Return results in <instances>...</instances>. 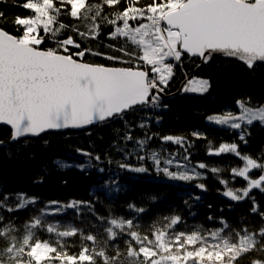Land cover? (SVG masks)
<instances>
[{
  "label": "snow or ice",
  "instance_id": "snow-or-ice-1",
  "mask_svg": "<svg viewBox=\"0 0 264 264\" xmlns=\"http://www.w3.org/2000/svg\"><path fill=\"white\" fill-rule=\"evenodd\" d=\"M122 0H102L99 5L89 3V0H25L22 7L31 10L26 17L17 16L13 21L18 35L11 34L0 26V124L10 126L11 140L15 142L25 136H39L50 130L79 129L94 123H102L113 118H122L124 113L139 106L143 110H156L161 107V94L168 86L173 75L174 64L171 61H180L182 55L198 56L207 63L213 54L219 53L228 57L238 58L249 69L258 63H264V0H150L141 5L140 0H123L122 11L102 15L105 6L114 7ZM61 14L80 21H88L87 31L78 26H68L59 22ZM4 13L0 12V19ZM113 27L107 39L118 37L127 38L134 45L142 47V55L135 51H127L125 47L108 48L122 55H111L91 48L82 47V42L91 37L96 39L100 35L101 24ZM133 26L130 22H137ZM144 21H147L145 23ZM41 30L45 35H41ZM63 31L74 33L57 39ZM48 36L55 43L54 48L41 49L40 45ZM78 37L79 39H77ZM86 54L102 56L107 60L123 64H132L127 67H109L100 64L83 62ZM127 57V59H124ZM143 65L150 66L149 71L140 70ZM192 87L184 91L199 92L203 94L210 84L207 80H193ZM250 101H237L240 115H233L230 111L223 114L207 117L209 123L238 130L237 135L241 142L247 144L246 136L249 133L247 126L254 121H260L264 126V106L249 107ZM158 123V121H157ZM242 124L246 127L242 128ZM140 128L147 127L140 123ZM200 138V134L193 133ZM124 141H133L129 131L123 137ZM153 136L145 135L144 139L133 141L135 150L125 155V159L134 156L137 160L145 159L144 150ZM161 142H172L184 148L182 161H177L175 154L161 158L158 152L148 155L158 173H163L167 179L192 181L202 178L199 169H206L205 163L189 166L188 149L184 147L190 142L181 137L171 135L161 137ZM78 154L87 157L83 164L66 165L55 161L58 167H78L85 171L93 167L91 161H100V156H93L84 150L78 149ZM208 155L220 156L233 154L242 161V167L231 168L233 177H240L246 182L243 189L228 187V181L220 180L226 189L223 195L231 201H243L249 198L253 189L264 193V163L250 155L241 154L236 143H222ZM110 162V161H109ZM163 164V166H161ZM118 167L127 171L145 172L146 168L132 167L127 163H120ZM175 168L176 171L170 169ZM217 173L218 169H209ZM252 170H260L258 178H251ZM104 173V168H96ZM97 191L106 195L119 193L121 188L112 177L109 181H98ZM204 189L203 184H196ZM14 199L15 207H6L5 211L25 210L28 205H36L37 200L27 198L25 194L18 193L13 197L5 196V200ZM198 200L199 197H194ZM252 199V213L258 208ZM187 203V201H185ZM91 208V204L83 205ZM0 204V208H4ZM70 207L80 215L79 202H71L67 206L57 202L46 204L37 212L32 223H26L24 228L35 229L41 227L51 237L57 239H33L34 232L29 230L22 240L17 241L11 233L15 231L11 222L4 225V218L0 216V229L3 235L10 236L11 244L3 250L8 256V264H95L94 255L104 258L108 264L105 252L96 253L95 248L82 246L77 255H69L60 238L77 236L76 227L69 224L66 229L58 230L56 226L61 221L54 220L44 227L42 219L62 216L65 208ZM210 207V206H209ZM129 210L143 213V207L136 208L129 205ZM264 217V212L260 213ZM98 219H101L98 217ZM211 220L212 217L209 216ZM163 228H156L148 234L141 235L134 229L133 219H116L109 221L110 227L106 230L112 240L117 238L119 229L127 239V256L138 258L142 256L139 264H227L234 262L244 253L255 250L258 243L257 235L264 237V228L258 233L238 236V243L230 242L228 237L222 236V228L211 230L205 234L193 230L190 234L182 230H175L181 223L179 215L166 218ZM55 225V226H54ZM138 226V222L137 225ZM95 244V237L91 234L83 236ZM138 245V251L132 247ZM191 246L192 250H189ZM260 251H264L262 246ZM119 249L112 258L113 264H120ZM0 264H5L3 255H0ZM253 264H264L253 261Z\"/></svg>",
  "mask_w": 264,
  "mask_h": 264
},
{
  "label": "trees",
  "instance_id": "trees-1",
  "mask_svg": "<svg viewBox=\"0 0 264 264\" xmlns=\"http://www.w3.org/2000/svg\"><path fill=\"white\" fill-rule=\"evenodd\" d=\"M150 0H140V4H146ZM25 0H0V12L4 17L0 19V26L11 34L18 35L12 21L17 17H26L31 14V10L22 7ZM89 3L99 5L102 0H89ZM121 4L114 7L105 6L102 15H108L117 11H122ZM59 22L68 26H78L82 31H87L88 21L75 20L66 14H61ZM100 35L96 39L89 37L82 42V47H89L93 51H100L111 55H122L108 48L111 44L114 47H125L127 51H135L136 55H142V49L134 45L127 38L118 37L114 40L107 39L108 34L113 31L112 26H108L103 21ZM74 33L63 31L60 37L63 38ZM41 35H45L41 30ZM79 39L78 37H76ZM55 43L45 36V42L40 45L41 49L54 48ZM83 61L93 64H105L108 66L127 67L132 64H123L116 61L107 60L102 56L86 54ZM137 62V61H136ZM140 69L150 71V66L141 65ZM192 76H199L209 81L210 87L206 94L196 95L184 91L187 80ZM166 99L161 102V107L156 110H143L136 108L128 113L122 120L105 124L100 128H95L89 132L47 133L36 139H25L17 144H11L12 131L5 125H0V216L4 218V225L11 222L15 231L11 233L17 241L22 240L27 231L34 232L33 239L54 240L44 232L41 227L26 229V223H32L37 215L36 211L46 204L57 202L67 206L71 202H79L80 215H76V210L70 207L65 208L62 216L47 217L42 219V225L48 226L54 220L61 221L56 226L58 230H64L69 224L80 230L77 236L60 238L69 255H77L82 246L95 248L96 253L101 250L108 258V264H113L112 258L116 256L117 247L119 249L120 264H139L142 256L138 258L127 256V237L119 229L113 228L117 232V238L112 240L107 228L109 221L116 219H129L126 208L134 205L136 208L143 207V213L131 211L133 215L134 229L141 235L148 234L156 228H163L169 214H182L184 222L175 226V230H182L191 233L193 230L205 234L211 230L222 228L221 221L224 222L222 236L228 237L230 242L238 243V236L258 233L264 228V217L260 213L264 212V193L253 189L249 193V198L243 201H231L222 193L226 189L220 180L228 181V187L243 189L246 182L243 178L236 177L239 182L235 185L231 175L232 167H242V161L233 154H222L218 166L221 175L213 176L212 173L203 175L196 184H203L204 189H199L196 185L182 187V183H166L159 180H149L143 177V173L127 171L118 167L120 163L130 165L142 164L146 166V161L137 160L130 156L125 159V155L132 152L135 140L144 139L145 135L153 136L150 143L156 149L184 156V148L172 142H161V137L171 135L181 137L190 142L184 147L188 149L190 161L200 163L202 161L211 163L207 153L208 146L222 143H236L241 154L250 155L264 163V126L261 123H253L246 127L249 135L246 136L247 144L241 142L237 131L226 127L208 124L206 118L209 115L223 114L230 111L232 114L239 112L237 101H250L251 107L264 104V64H258L253 69L246 65L220 56H215L208 64L201 65L198 58L184 54L180 63L174 64L173 75L165 89ZM176 115V118L174 117ZM158 121V123H157ZM144 123L147 127L140 128L138 125ZM243 127V128H244ZM131 132L133 141L125 142L123 137ZM193 133L200 134L197 138ZM215 145L213 148H215ZM154 148V147H153ZM78 149L99 155L100 161L92 160L93 167L81 171L78 167H58L55 161L57 158H72L76 165L83 164L87 157L79 155ZM110 161V162H109ZM104 168V173H99L96 168ZM210 169V168H209ZM207 169V170H209ZM139 174L142 176H136ZM260 170H252L251 178H258ZM109 177L121 187L119 193L106 195L97 191L98 181H109ZM144 179H147L145 181ZM240 186L239 188H236ZM18 193H23L27 198H35L36 205H28L25 210L8 213L6 207H15L14 199L5 200V196L13 197ZM194 197H199L198 200ZM255 199L258 208L257 213H252V199ZM187 201V203H185ZM91 204V208L83 205ZM128 206V207H127ZM210 206V207H209ZM209 216L212 219H209ZM101 218V219H98ZM138 222V226L137 225ZM195 224V226H194ZM55 226V225H54ZM2 233V229H0ZM83 236L93 235V242L82 240ZM258 243L255 250L242 254L234 264H253V261L264 262V251L259 249L264 246V237L257 235ZM11 244L10 236L0 234V255H3L5 264H8V256L3 250ZM134 244V243H133ZM138 251V249H136ZM191 249V246L189 247ZM95 264H104V258L94 255ZM87 264V262H85ZM218 264V262H217ZM227 264V256L225 257Z\"/></svg>",
  "mask_w": 264,
  "mask_h": 264
},
{
  "label": "bare ground",
  "instance_id": "bare-ground-1",
  "mask_svg": "<svg viewBox=\"0 0 264 264\" xmlns=\"http://www.w3.org/2000/svg\"><path fill=\"white\" fill-rule=\"evenodd\" d=\"M188 55V54H187ZM215 57V56H214ZM220 57H222V56H220ZM193 58H197V57H193ZM223 58H225V57H223ZM199 59V58H198ZM227 59H229V58H227ZM233 60H236V61H238V62H240V63H242V64H244L242 61H240L239 59H236V58H232ZM200 60V59H199ZM212 60V59H211ZM201 61V60H200ZM83 62H85V61H83ZM86 63H88V62H86ZM202 63V62H201ZM178 64V63H177ZM205 64H208V63H205ZM101 65V64H100ZM103 65H105V64H103ZM204 65V64H203ZM245 65V64H244ZM105 66H108V65H105ZM109 67H118V66H109ZM145 71H147V70H145ZM150 74V73H149ZM150 76H151V74H150ZM264 105V104H263ZM263 105H261V106H263ZM249 106V105H248ZM259 106V105H258ZM257 106V107H258ZM251 107V106H250ZM134 110V109H133ZM133 110H130L128 113H130L131 111H133ZM127 112L126 113H124V115H123V117L122 118H113V119H111V120H108V121H105V122H102V123H94L93 125H90V126H88L89 128H86V129H84L86 132H89L90 130H92V129H95L96 127L97 128H100V127H102V126H104L105 124H108V123H112V122H114V121H117V120H122L127 114H128ZM175 118H176V115L174 116ZM257 123H261V122H257ZM72 132H77V133H79V132H81V131H72ZM151 141H149L148 142V144H147V146L145 147V150H144V155H145V161H146V166L148 167V169H147V171L146 172H142L143 173V177H146L147 179H149V180H158V178H163L164 177V175L162 174V173H158L156 170H155V167H154V165H153V163H152V161L150 160V159H148L147 157H148V155H150L151 154V152H153V151H155V152H158L159 154H160V156H161V158L163 159V158H165V157H168L171 153H169V152H165V151H161V150H159V149H156L155 148V146L153 145V143L151 144L150 143ZM220 144H222V142L221 141H219L218 143H216L215 145H217L215 148H217ZM214 145V146H215ZM214 146H208L207 147V152L211 149V150H214L215 148H213ZM134 147L136 148V145L134 144ZM154 147V148H153ZM135 150V149H134ZM133 158H134V156H132ZM220 157H221V155L220 156H215V155H210V159L213 161V166L215 167V166H218V162L220 161ZM222 158V157H221ZM74 160V159H73ZM143 160V161H144ZM208 163H206V162H204V161H202V163H205L207 166H208V168H206V169H199L198 168V171H200L201 173H203V175H206V174H210V173H212L213 174V176H215V177H218L217 175H221V172L219 171V172H217V173H213V172H211L210 170H207V169H209V168H211L210 167V165H211V163H209V161H207ZM201 163V162H200ZM198 164V163H197ZM132 167H141V166H143L142 164H134V165H131ZM136 176H141V175H139V174H135V177ZM140 178H142V176L140 177ZM147 179H144L145 181H147ZM159 181H164V180H159ZM164 182H166V183H174V184H179V182H173V181H171L170 179H167L166 181H164ZM234 183H235V185L239 182V180L235 177L234 178V181H233ZM98 186H99V184H98ZM240 186H238V187H236V188H239ZM121 188V187H120ZM128 207V206H127ZM126 212L128 213V215H129V218H132L133 217V215L131 214V211L129 210V207L128 208H126ZM176 215H179L180 217H181V223L182 222H184V220H185V217H184V215H182V214H169L168 215V218H170V217H173V216H176ZM134 218V217H133ZM166 223H167V221H166ZM180 223V224H181ZM179 225V224H178ZM194 226H195V224H194ZM132 247L134 248V249H138V245H136L135 243L132 245Z\"/></svg>",
  "mask_w": 264,
  "mask_h": 264
},
{
  "label": "rangeland",
  "instance_id": "rangeland-1",
  "mask_svg": "<svg viewBox=\"0 0 264 264\" xmlns=\"http://www.w3.org/2000/svg\"><path fill=\"white\" fill-rule=\"evenodd\" d=\"M145 23H147V21H144ZM133 26H136L138 23H140L139 21H137V22H130ZM43 32V31H42ZM138 47H140L141 49H142V47L141 46H138ZM182 57H183V55H182ZM124 59H127V57H124ZM169 62H172L173 64H177V63H180V61H169ZM136 63H139L140 65H143V63L141 62V61H137ZM146 66V65H145ZM147 67H149V66H147ZM193 80H197V81H199V80H207V79H205V78H202V77H199V76H192L191 78H189L188 80H187V84H186V86L184 87V89L186 88V87H192V86H195V85H192L191 84V81H193ZM208 81V80H207ZM209 82V81H208ZM209 89V88H208ZM208 91V90H207ZM206 91V92H207ZM186 92H188V93H192V94H196V95H204V94H206V92H204L203 94H201V93H199V92H191V91H186ZM166 99V98H165ZM164 99H161V101H160V103L163 101ZM238 106V105H237ZM248 106V105H247ZM264 106V105H263ZM250 107V106H249ZM138 108H140V107H138ZM255 108V107H254ZM241 114V112H240V110H239V112H237V113H234L233 115H240ZM214 115H219V114H214ZM209 116H212V115H209ZM209 116H207V117H209ZM206 121H207V123H209L208 122V120H207V118H206ZM255 122H260V121H254L253 123H255ZM209 124H213V125H215L214 123H209ZM6 126V125H5ZM217 126V125H216ZM245 125L244 124H242V128L244 127ZM8 127V126H7ZM220 127H225V126H220ZM8 128H10V127H8ZM226 128H228V127H226ZM11 129V128H10ZM11 131H12V129H11ZM236 131H238V130H236ZM81 132H84V131H81ZM47 134V133H46ZM45 135V134H44ZM39 138V137H38ZM27 139H36V138H27ZM143 139V138H142ZM23 140H25V139H22V140H20V141H23ZM19 141V142H20ZM19 142H17V143H19ZM17 143H15V144H17ZM162 152H163V149L161 150ZM166 152V151H165ZM183 157L184 156H179V155H177V154H175V158H176V160L177 161H182L183 160ZM165 158H167V157H165ZM57 160L58 161H61V162H63L64 164H66V165H76L77 164V162L76 161H73L72 160V158H57ZM187 164L189 165V166H195V165H197L196 163H193V162H191L190 160L189 161H187ZM161 166H163V164L161 165ZM144 168H146V169H148V167L147 166H143ZM170 170H172V171H176V169L175 168H173V169H170ZM197 171H198V168H197ZM146 172V171H145ZM163 174V173H162ZM202 176H203V173H202ZM158 180H164V181H166L167 180V178L164 176L163 178H158ZM171 181H173V182H179V183H182V187H189V186H192V185H196V182L195 181H197V180H192V181H188V182H185V181H180V180H172V179H170ZM0 212H1V209H0Z\"/></svg>",
  "mask_w": 264,
  "mask_h": 264
},
{
  "label": "water",
  "instance_id": "water-1",
  "mask_svg": "<svg viewBox=\"0 0 264 264\" xmlns=\"http://www.w3.org/2000/svg\"><path fill=\"white\" fill-rule=\"evenodd\" d=\"M190 56V55H189ZM214 56H222V57H225V58H229V59H232V58H234V57H228V56H225V55H223V54H219V53H216V54H213L212 55V57H211V59L214 57ZM190 57H197V58H199L200 60H201V65H203V64H205V62L202 60V58H200V57H198V56H190ZM211 59L207 62V63H209L210 61H211ZM236 59H238V58H236ZM258 64H264V63H261V62H258L256 65H258ZM255 65V66H256ZM140 70H143V69H140ZM166 98V93H165V91L161 94V99H165ZM139 106H137L136 108H138ZM135 108V109H136ZM129 112V111H128ZM127 112V113H128ZM0 125H4V124H0ZM7 126V125H6ZM8 127H10V126H8ZM86 128H89L88 126H85L84 128H79V129H74V128H69V129H63V130H50V131H47V132H45V133H43V134H41V135H39V136H31V135H29V136H25V137H22V138H19L18 140H16L15 142H13L11 139H10V143L11 144H15V143H17V142H19L20 140H22V139H27V138H38V137H40V136H42V135H44V134H46V133H65V132H67V131H85L84 129H86Z\"/></svg>",
  "mask_w": 264,
  "mask_h": 264
}]
</instances>
